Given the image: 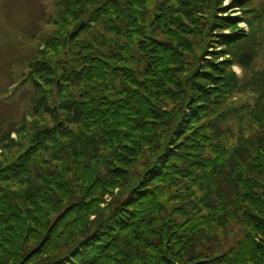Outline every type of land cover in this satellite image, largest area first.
I'll return each mask as SVG.
<instances>
[{"label":"trees","instance_id":"1","mask_svg":"<svg viewBox=\"0 0 264 264\" xmlns=\"http://www.w3.org/2000/svg\"><path fill=\"white\" fill-rule=\"evenodd\" d=\"M220 1L53 0L60 30L0 71V264H264V133L217 144L258 5Z\"/></svg>","mask_w":264,"mask_h":264},{"label":"rangeland","instance_id":"2","mask_svg":"<svg viewBox=\"0 0 264 264\" xmlns=\"http://www.w3.org/2000/svg\"><path fill=\"white\" fill-rule=\"evenodd\" d=\"M240 1L222 0L219 2L221 10L214 11L213 8V13L218 19L228 13L233 17H243V12H240V9H234ZM246 1L248 2V0ZM249 1H252V6L258 5L255 7L258 11L254 13L255 15L247 16V21L243 20L244 23L241 22L238 27L249 37H256L257 57L248 69H244L239 62L230 64L237 76L239 87L233 93L227 94L225 98V108L227 109L225 110L229 114L226 121L221 124V130L218 134L217 144L227 152L225 160L236 149L241 148L243 141L256 140L264 133V121H261V116H264V0ZM44 5L47 6L46 10H42ZM54 6L53 0H0V67L2 66L0 71L3 72H0L1 74H6L9 71H12L11 73L19 72L21 67L15 71V67L4 68V66L9 61L31 60L38 55L41 47L46 45L45 41L50 37L48 35H55L60 30L61 24L56 25L52 19H49ZM37 13L39 15H35ZM215 22L217 20H214L213 17V32H215ZM70 29L74 30L73 26ZM218 34L229 36L234 32L226 29ZM216 35L213 33V37H217ZM189 40L193 42L194 48L199 43V40L192 39V37ZM216 48L221 50L220 46L214 44L213 51ZM210 49L211 47H209V51H211ZM198 52L199 49L195 48L192 53ZM222 60L224 58L220 59L221 62ZM226 60L230 61L231 59ZM4 79L5 75H0V85ZM22 93L28 97L32 95L30 89ZM11 113L14 114L15 112ZM3 151L0 149V155ZM235 229L236 227L232 228V230ZM238 233L235 232L230 236L227 234L228 237L221 236L218 238L215 246L210 247V253L213 256L227 253L238 239Z\"/></svg>","mask_w":264,"mask_h":264}]
</instances>
